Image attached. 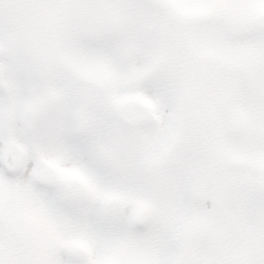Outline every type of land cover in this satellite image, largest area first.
I'll use <instances>...</instances> for the list:
<instances>
[{
    "label": "snow or ice",
    "instance_id": "obj_1",
    "mask_svg": "<svg viewBox=\"0 0 264 264\" xmlns=\"http://www.w3.org/2000/svg\"><path fill=\"white\" fill-rule=\"evenodd\" d=\"M0 264H264V0H0Z\"/></svg>",
    "mask_w": 264,
    "mask_h": 264
}]
</instances>
